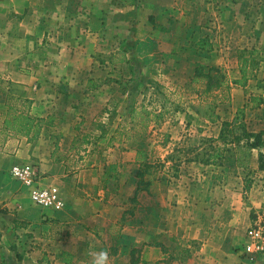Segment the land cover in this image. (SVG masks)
Instances as JSON below:
<instances>
[{"label": "crops", "instance_id": "obj_1", "mask_svg": "<svg viewBox=\"0 0 264 264\" xmlns=\"http://www.w3.org/2000/svg\"><path fill=\"white\" fill-rule=\"evenodd\" d=\"M29 1L0 0V77L8 80L9 92L32 101L33 115H56L57 127L65 133L62 153L56 159L49 142L56 127H45L33 142L17 135L6 136L0 144L12 152L0 154V264H92L93 256L102 251L109 253L108 264H253L244 258L242 247L247 230L260 215L256 214L264 209V180L251 174L260 169L258 156L263 146L252 149L253 157L244 166L238 164L235 150H227L222 164H184L177 178L154 181L151 194L140 190L134 214L126 211L125 202L138 187V147L133 144L135 137L124 143L126 138L117 133L122 125L111 126L109 116L125 106L127 96H135L134 85L154 78L152 65L170 61L181 68L186 58L171 54L175 43L171 25L158 18L165 30L155 29L149 20L151 12L147 18L138 17L133 4L108 10L101 19L78 8L75 0H45L33 8ZM178 41L187 44V34ZM114 43L121 56L112 59L119 60L120 66L103 71L95 55L101 45ZM213 60L222 59L214 54ZM128 61L134 69L129 74L131 83L125 84L123 68ZM140 63L147 65L142 69ZM262 63L246 86L232 84L237 105L242 101L236 95L264 78ZM117 70L121 76L112 78ZM158 76L170 78L161 70ZM173 86L167 85L170 92L177 88ZM91 101L97 106L101 102L102 110L84 114V118L82 111ZM134 105L160 112L164 103L138 106L136 101ZM79 118L76 128L84 120L92 124L100 118L106 130L103 134L90 128L78 136L90 134V141L73 148L78 133L69 145L71 136L65 127ZM166 118L150 127L165 128L170 123ZM75 148L83 167L72 172L69 156L75 155ZM112 152L116 157L109 162L119 167L115 181H121L114 193L103 186L111 178L105 180V156L111 157ZM31 162L45 174L43 183L59 184L64 191L62 209L48 211L32 204L29 186L12 176L14 165ZM128 164L136 167L125 177L123 165ZM71 187L73 193L68 192ZM173 245L175 254L169 261L167 251Z\"/></svg>", "mask_w": 264, "mask_h": 264}, {"label": "rangeland", "instance_id": "obj_2", "mask_svg": "<svg viewBox=\"0 0 264 264\" xmlns=\"http://www.w3.org/2000/svg\"><path fill=\"white\" fill-rule=\"evenodd\" d=\"M42 3H46L45 0L29 1V5H31L30 7L32 8ZM75 3L78 8H84L96 17L108 13V10L109 12L111 10L114 11L118 6L121 8L122 6H129V4H133L136 7L135 14L138 17L147 18L149 17V12H151L149 20L154 24L155 29L165 30V27H161L162 25L160 22L158 20L156 21L158 18L165 19V21L171 25L172 31L174 32L172 36L175 37V39L171 38L172 42H175L171 54L186 58L180 69H177V67L174 66V62L170 63V61L169 63H166V65H152L153 68L151 69L154 70L151 71L152 77L154 78H151L149 83L143 84L142 82H139L134 85L137 92H135V96L129 95L126 97L127 101H125V103L127 105L125 104L123 108L113 111L111 116L108 114L111 118L109 119L112 123L111 126L114 127V124L126 125L131 121V110L136 106L134 105L136 101L138 102V106L153 101L155 103L168 104L170 107V113L166 115V119H168L170 123L165 126V128L160 127L161 129H159L156 127L157 129L154 128V130L149 127L143 141L141 140L138 143L137 139H133V144H135V146L137 145L138 147L143 145L150 151V159L153 166L151 168L152 173L147 175V179H151L154 182L156 180H161L163 177L169 180L177 178L178 171H175L172 168L173 164L171 161H166L167 155L172 153L175 149L184 147L183 153H179L180 156H177L176 159L179 161L178 169L180 170V166H183L184 164L192 163L193 161L186 162V158L195 156L196 153L202 154L205 150L209 151L211 149V144L217 143L215 140H212V138H217L219 136L222 122L224 120H233L239 108H245L243 122L249 130L260 131L261 129H264V103L256 105L253 101L254 95H262L264 97V85L259 86L260 83H264V78L260 83H254L250 87L244 89L243 93L236 95V97L241 99V105H237V102H233L231 88L225 89V87H215L212 91L205 92L207 87L206 80H194L196 68L198 66H202L205 71H208L212 66H218L222 67L224 69L223 71L227 73L230 78L240 76L241 57L250 56L253 50H255L254 56L260 59L261 62L260 66L254 70V76L249 80L257 76V70L263 66L262 62L264 61V0H75ZM0 5H3V3L0 2ZM101 19H103L102 16ZM186 34L189 39L187 44L179 42L178 38H181ZM202 37H207L211 39L213 45L214 43L216 44V51L213 46V54L209 53L211 51H203L198 48L197 42ZM116 49L117 47L114 43L101 45V50L97 51L95 57L103 64V71L120 66L119 60L115 61V59H112L121 56V52H117ZM214 54L218 55L222 60L225 58V60L223 62L222 60L221 62H214ZM178 62L180 63L182 60L178 59ZM146 65L147 64L140 63L139 66L143 69ZM157 67L159 68L157 69ZM249 68H251V66H249ZM123 69L125 74H123L124 83H131L129 81V74L131 70L134 69V64H131V62L128 61L127 63H124ZM160 70L161 72H166L170 78L164 79L162 77V79H159L158 74L160 73ZM116 72H112V78L119 77V75L121 76L119 71L118 73ZM154 72H157V74ZM177 76H179L178 79L176 78ZM110 78L111 77L108 75V79ZM6 81L8 80L0 77V112H3V116L0 118V144L4 141L6 136H17L7 131L4 124V117L8 109L6 104V102H8L7 97L8 95H15L6 89ZM167 85H174L173 87L176 86L177 88L175 87L176 89L171 90L172 92H170ZM243 95H245L244 101ZM100 98H103V96ZM91 99L93 100V98ZM10 102L12 101L10 100ZM98 104L100 106H97L92 101L90 104H85V110L82 111L83 114L81 115L86 118L84 114L88 115V113H92L93 115L99 113L100 110H102V103L99 102ZM211 106H213V109ZM199 109L201 112H197ZM211 113H213V117H217L216 121H211L209 119ZM78 121H81V118L75 119L74 123L65 127L66 131H68L71 136L69 145H72V138H74L73 136L76 133H78V137L79 135L88 132L90 128L97 130L94 124H91L89 120H84L80 127L76 128ZM54 127L56 128H53L49 142L53 149L52 157L53 159H56L58 155H61L59 153H62L61 147L63 146L62 143L64 136L62 135L59 139L57 137L60 133L64 134L65 132L62 127H57V125ZM126 130L127 134L130 131L131 135H135L137 132L142 133V129L140 130L135 123L129 124ZM237 130L238 128L236 127L235 132ZM127 134L124 133L122 137L126 138ZM231 135L233 134L231 133ZM80 139L81 137L76 139L75 142L73 141V148L74 146L78 147L81 145ZM128 140L129 138H126L124 143ZM104 143L105 142H102V144ZM242 143L244 142H241V144ZM169 144L171 146H169ZM101 147L104 146L101 145ZM124 147L126 149L127 146L125 145ZM228 147L231 151L235 150L237 152L238 150L239 155L244 156L245 154L244 147L242 146V148L238 146L237 143H230ZM75 150L76 148L72 150V153L75 155L69 156L72 160L69 169L72 172L79 171V169L83 167L79 161V156H76L78 153L75 152ZM83 153L87 154L85 151ZM0 154L7 155L12 154V152L5 150L2 148V145H0ZM251 156L253 157V155ZM105 157L106 167L109 169L110 165L113 164V162L109 161L115 159L116 156L114 152H112L111 157L109 154ZM118 157H120V154H118ZM121 159H123V157ZM135 163L138 162L136 161ZM29 164H33V166H35L39 170V173L45 178V174L40 170L37 163L31 162ZM188 166H190V164ZM135 167L134 164L123 165L124 176L127 177L133 174ZM259 170L251 174L256 179L264 180V170ZM117 171L119 172V167L114 168L109 176L111 178L103 182V186L106 185L105 188H109L108 191L111 193H114L116 189L119 190L121 188V181H119V179L118 182L115 181ZM44 178L43 182H45ZM251 179L253 178L251 177ZM43 184L50 185L52 183ZM52 185H57L61 189L59 184ZM68 192L73 193L74 188L71 187L68 189ZM149 193L151 194L152 192L150 191ZM61 194L62 196L65 195L63 190ZM133 195L125 202L128 207L126 211L129 215L134 214L139 203L138 199L133 198ZM246 195L248 196L249 194ZM107 197L110 198V195ZM30 201L32 204L37 205L32 200L31 194ZM37 207L44 208L39 205H37ZM44 209L48 211L51 210L50 208ZM3 210L4 209H2V211ZM259 214L263 215L264 209L256 215L258 216ZM257 218L258 217H256V219ZM125 219L126 217L124 220ZM124 224L125 221L123 222V225ZM172 243L178 245V241L176 240H172ZM243 243H246L245 239L243 240ZM174 245L172 246L171 251H167L169 261L173 259L175 254ZM240 247L241 245L238 247V250Z\"/></svg>", "mask_w": 264, "mask_h": 264}, {"label": "trees", "instance_id": "obj_3", "mask_svg": "<svg viewBox=\"0 0 264 264\" xmlns=\"http://www.w3.org/2000/svg\"><path fill=\"white\" fill-rule=\"evenodd\" d=\"M197 45L200 50L205 51H212L214 48L211 39L207 37L200 38L197 42ZM254 53L255 50L251 52L250 56L241 57V75L238 77L230 78L228 74L223 71L224 69L222 67L212 66L208 69V71H205L202 66H198L196 68L194 80H206L207 87L205 92L212 91L215 87H225V89H230L232 84L246 86L249 79L254 76V70L260 66L261 62L260 59L254 56ZM249 66H251V68H249ZM7 100L8 102H6V104L8 109L4 117V124L6 130L12 134L26 136L29 138V141H33L40 137L45 127L50 128L57 125V116L54 114H50L47 117L34 116L31 113L32 101L30 99L16 95H8ZM10 100L12 102H10ZM253 101L256 105H261L264 103V97L262 95H254ZM211 108L213 109V106H211ZM170 110L171 109L168 104H164L160 112H155L146 106L133 107L131 110V121L118 128V136L121 137L124 133L127 134V126L131 123H135V125H137L140 130L142 129V133L137 132L135 135H131L129 131V133L126 135V138L135 137L139 143L141 140L143 141L145 139L146 132L149 129L151 123H159L160 121L164 120L165 116L170 113ZM197 112H201L200 109ZM244 113L245 108H239L233 120H224L222 122V128L219 136L217 138H212V140H215L217 143H212L210 146L211 149L209 151L205 150V152L202 154L196 153L195 156L186 158V162L199 161L204 164H222L226 157V152L229 150L228 145L230 143H237L238 146H243L245 150L244 156L239 155L237 150L238 164L244 166L246 161H249L251 158L252 149H259L264 146V129H261L260 131L249 130L246 124L243 122ZM2 116L3 112H0V118ZM209 116L211 121L217 120V117H213V113H211ZM93 124L97 130L101 131L103 134L105 133V123L100 120H96ZM236 127L238 130L235 132ZM231 133L233 135H231ZM62 135L63 134L60 133L57 138H61ZM89 137L90 134H84L80 139L81 144L89 142ZM120 137H117V139ZM112 139L110 143H112ZM75 141L76 138L74 139V142ZM241 142L244 143L241 144ZM183 151L184 147L175 149L172 153L167 155L166 161L172 162V168L175 171H179V161L176 159L177 156H180L179 153H183ZM150 158V151L143 145L138 146L136 161L139 163V166L136 170V176L139 178V181L136 192L133 195L134 199H137V195L140 190H147L149 192L151 191L150 187L153 184V181L151 179H147V175L152 173L151 168L153 164ZM258 162L259 168L264 170V151L259 152ZM114 168H116L115 164H111L109 169L106 170L105 180L111 175V171ZM249 186L250 183L247 187Z\"/></svg>", "mask_w": 264, "mask_h": 264}, {"label": "built area", "instance_id": "obj_4", "mask_svg": "<svg viewBox=\"0 0 264 264\" xmlns=\"http://www.w3.org/2000/svg\"><path fill=\"white\" fill-rule=\"evenodd\" d=\"M14 177L29 186L32 200L44 208L62 209L65 200L56 185H44L43 175L33 164H16L12 167ZM243 256L253 264H264V214L259 215L246 233Z\"/></svg>", "mask_w": 264, "mask_h": 264}, {"label": "clouds", "instance_id": "obj_5", "mask_svg": "<svg viewBox=\"0 0 264 264\" xmlns=\"http://www.w3.org/2000/svg\"><path fill=\"white\" fill-rule=\"evenodd\" d=\"M109 262V253L102 251L96 253L92 258V264H108Z\"/></svg>", "mask_w": 264, "mask_h": 264}]
</instances>
